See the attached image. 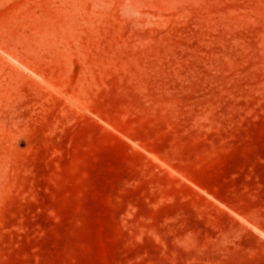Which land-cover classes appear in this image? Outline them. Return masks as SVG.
Segmentation results:
<instances>
[{
	"label": "rangeland",
	"instance_id": "rangeland-1",
	"mask_svg": "<svg viewBox=\"0 0 264 264\" xmlns=\"http://www.w3.org/2000/svg\"><path fill=\"white\" fill-rule=\"evenodd\" d=\"M0 264H264V0H0Z\"/></svg>",
	"mask_w": 264,
	"mask_h": 264
}]
</instances>
